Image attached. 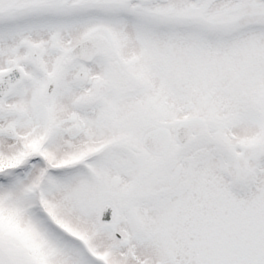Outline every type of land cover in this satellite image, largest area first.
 <instances>
[{
  "label": "snow or ice",
  "instance_id": "snow-or-ice-1",
  "mask_svg": "<svg viewBox=\"0 0 264 264\" xmlns=\"http://www.w3.org/2000/svg\"><path fill=\"white\" fill-rule=\"evenodd\" d=\"M0 264H264V0H0Z\"/></svg>",
  "mask_w": 264,
  "mask_h": 264
}]
</instances>
